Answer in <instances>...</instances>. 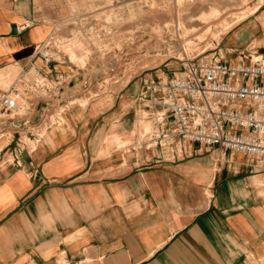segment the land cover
<instances>
[{"label":"crops","instance_id":"1","mask_svg":"<svg viewBox=\"0 0 264 264\" xmlns=\"http://www.w3.org/2000/svg\"><path fill=\"white\" fill-rule=\"evenodd\" d=\"M104 1L0 0V70L39 65L36 46ZM137 88L81 97L43 134L0 136V264H264V163L217 148L184 156L179 143L132 148ZM36 102L4 122H45L48 100Z\"/></svg>","mask_w":264,"mask_h":264},{"label":"rangeland","instance_id":"2","mask_svg":"<svg viewBox=\"0 0 264 264\" xmlns=\"http://www.w3.org/2000/svg\"><path fill=\"white\" fill-rule=\"evenodd\" d=\"M212 9L218 16L203 23L200 16ZM260 12H264V0H106L96 12L71 20L67 33L56 34L36 46L39 65L30 66L23 74L19 66H11L17 70L0 81V89L20 93L25 108L12 113L0 110V136L14 128L43 134L72 101L83 102L111 87L138 83L135 103L142 126L139 141L145 140L153 121L139 100L142 81L178 75L186 57L204 62L238 55L263 60L264 46L256 40L262 32L254 23ZM237 13L243 16L239 21H235ZM207 24L210 32L204 34ZM246 24L251 26L236 40L234 36ZM156 43L160 46L154 47ZM58 66H63L64 75L55 82L46 78L43 71L56 72ZM15 81L18 83L14 86ZM81 97L83 100H79ZM47 100L50 110L43 117L45 122H4L25 117L31 101ZM190 145V149L180 147L184 156L189 155L188 150L193 153L200 149L197 144Z\"/></svg>","mask_w":264,"mask_h":264},{"label":"built area","instance_id":"3","mask_svg":"<svg viewBox=\"0 0 264 264\" xmlns=\"http://www.w3.org/2000/svg\"><path fill=\"white\" fill-rule=\"evenodd\" d=\"M182 71L144 79L139 100L152 116L147 138L132 148L197 144L240 152L264 163V59L211 62L182 59ZM16 90L3 92L0 110L25 108Z\"/></svg>","mask_w":264,"mask_h":264},{"label":"bare ground","instance_id":"4","mask_svg":"<svg viewBox=\"0 0 264 264\" xmlns=\"http://www.w3.org/2000/svg\"><path fill=\"white\" fill-rule=\"evenodd\" d=\"M256 8H254L253 10H252V12L255 10ZM242 12H244V11H242ZM243 15V14H242ZM216 16H218V12H217V10L216 9H212L210 12H209V14L208 15H202V16H200V20L203 22V23H208V21L211 19V18H214V17H216ZM243 18V16H241L240 15V13H237L236 15H235V21H239V20H241ZM223 24L225 23V24H227V22H224V20L223 21H221ZM229 26V25H228ZM228 26H226V27H228ZM167 27V26H166ZM156 32H158V30H156ZM208 32H210V25L209 24H207V28H206V30L204 31V34H206V33H208ZM203 34V35H204ZM203 35H199V37L198 38H202L203 37ZM190 42V41H189ZM130 44V43H129ZM160 46V43H156L155 44V46L154 47H159ZM167 50V49H166ZM70 55L72 56V57H75V53L73 52V51H71L70 52ZM12 74V72L11 71H9V69L8 68H5V69H2V70H0V81H2V80H4L5 79V77H7V76H9V75H11ZM40 77V76H39ZM19 103H21V102H23V100L22 99H20L19 101H18ZM73 102V101H72ZM23 104V103H22ZM67 114V113H66ZM119 138V137H118ZM109 139V138H108Z\"/></svg>","mask_w":264,"mask_h":264},{"label":"water","instance_id":"5","mask_svg":"<svg viewBox=\"0 0 264 264\" xmlns=\"http://www.w3.org/2000/svg\"><path fill=\"white\" fill-rule=\"evenodd\" d=\"M13 29H14V27H13Z\"/></svg>","mask_w":264,"mask_h":264}]
</instances>
